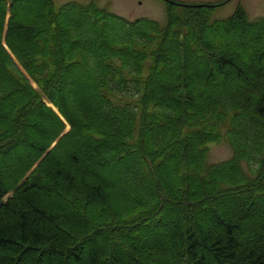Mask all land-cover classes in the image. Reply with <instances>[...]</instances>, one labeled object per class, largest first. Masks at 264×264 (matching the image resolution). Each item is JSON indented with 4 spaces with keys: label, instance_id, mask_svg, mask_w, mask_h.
I'll return each mask as SVG.
<instances>
[{
    "label": "trees",
    "instance_id": "obj_1",
    "mask_svg": "<svg viewBox=\"0 0 264 264\" xmlns=\"http://www.w3.org/2000/svg\"><path fill=\"white\" fill-rule=\"evenodd\" d=\"M167 2L0 0V264H264V16Z\"/></svg>",
    "mask_w": 264,
    "mask_h": 264
},
{
    "label": "rangeland",
    "instance_id": "obj_2",
    "mask_svg": "<svg viewBox=\"0 0 264 264\" xmlns=\"http://www.w3.org/2000/svg\"><path fill=\"white\" fill-rule=\"evenodd\" d=\"M68 1H76L80 3H85L91 0H53L56 7H59L63 3L68 2ZM93 1H95L97 5L107 7L108 10H110L111 12L117 15H120L128 20L146 17V18L155 19L159 21L161 24H164L166 22V7L168 3L167 1L169 0H93ZM175 1L184 2L187 4L221 3L220 5L216 6L212 11L211 18H214V19L224 18L232 14L239 6H242L245 9L250 19H254L259 16H264V0H227L223 3L222 1L224 0H175ZM19 12L22 17V23H26L29 12L27 11L22 12L21 10ZM82 32H85V30H83ZM87 33L89 32L87 31ZM233 40L235 41L234 43L231 42V44L233 45H238L239 43H242V44L246 43L245 40H243L240 37H234L232 41ZM244 47L251 50L252 48H254V44L250 43L248 44V47L246 46ZM43 100L47 105L49 106L53 105L51 102L47 103L45 98H43ZM51 107L53 108V106ZM71 107L75 109L76 104L71 103ZM37 119H40V117L34 116L33 114H31V117H30L31 122ZM32 130L37 131V128L32 129ZM67 130H68V126H66L65 131ZM36 131H32V132H36ZM23 151H25V146L20 145L14 152L10 151L8 154L10 156H14V154H22ZM26 153L28 154V156H31L32 152L28 151ZM230 155H231V148L225 141L211 144L209 147L208 157L211 162H217V161L224 160L228 158ZM4 157L5 156L3 155L0 156V158L7 161L6 158ZM11 158H12V161H14L13 163L15 164L16 160H14V157H11ZM105 167L106 169L102 171V176L105 179L110 180L113 184H115V182H113L112 180L115 179L116 176L122 173L121 174L122 178L120 182H116V184L114 185V189L116 191L118 190L121 192L124 191L123 188L126 186V181L124 180V178H127V180H129L130 178L136 181H140V178L138 177V175H136L135 170H130V172H128L127 167L123 164H120L118 166V169H115L113 166H111V164ZM238 201H239L238 198H234L232 200L226 201L222 205V207L225 206L223 207L224 209L223 210L220 209V211L224 214V216H229L231 214H234V211L236 210L239 211L241 206L243 207L245 206V204L244 205L238 204ZM197 218L202 220L204 225L207 226L211 222L212 213L208 211L204 216L198 215ZM255 227L256 225L248 226V228H251V229H254ZM146 232L149 234L148 231ZM126 242L132 243V239H129Z\"/></svg>",
    "mask_w": 264,
    "mask_h": 264
},
{
    "label": "water",
    "instance_id": "obj_3",
    "mask_svg": "<svg viewBox=\"0 0 264 264\" xmlns=\"http://www.w3.org/2000/svg\"><path fill=\"white\" fill-rule=\"evenodd\" d=\"M169 1H172V0H169ZM6 45V44H5ZM4 45V46H5ZM6 47V46H5ZM53 109L59 114V112L55 109V107L53 106ZM60 115V114H59ZM60 117L62 118V116L60 115ZM63 119V118H62Z\"/></svg>",
    "mask_w": 264,
    "mask_h": 264
},
{
    "label": "bare ground",
    "instance_id": "obj_4",
    "mask_svg": "<svg viewBox=\"0 0 264 264\" xmlns=\"http://www.w3.org/2000/svg\"><path fill=\"white\" fill-rule=\"evenodd\" d=\"M45 100L47 101V103H50L46 98H45ZM51 106H53V105H51ZM56 109V108H55ZM57 110V109H56Z\"/></svg>",
    "mask_w": 264,
    "mask_h": 264
}]
</instances>
